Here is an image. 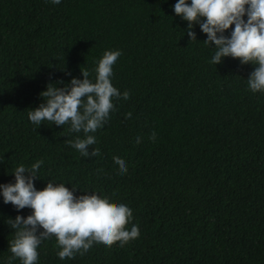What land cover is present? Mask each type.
Masks as SVG:
<instances>
[{"label":"trees","instance_id":"1","mask_svg":"<svg viewBox=\"0 0 264 264\" xmlns=\"http://www.w3.org/2000/svg\"><path fill=\"white\" fill-rule=\"evenodd\" d=\"M177 2L0 0V184L43 161L37 190L51 181L123 203L133 212L129 230H140L124 247L94 244L64 260L53 236L38 247L37 264H264V93L247 83L256 65L210 63L215 45L203 43L199 25L190 41ZM108 50L122 53L112 84L130 98L113 100L107 123L90 133L89 152L100 155L84 157L66 142L83 132L38 127L28 112L47 84L64 87L83 79L81 70L94 79ZM31 212L0 195V264L12 255L7 219Z\"/></svg>","mask_w":264,"mask_h":264},{"label":"clouds","instance_id":"2","mask_svg":"<svg viewBox=\"0 0 264 264\" xmlns=\"http://www.w3.org/2000/svg\"><path fill=\"white\" fill-rule=\"evenodd\" d=\"M51 3L60 4L61 0ZM173 8L187 22L190 41L197 40L193 28L199 25L207 36L203 43L215 45L210 63L218 65L223 58L231 57L239 59L241 65H256L247 79L248 89L264 93V0H191L190 4L188 0H178ZM229 29L231 34L226 36ZM121 55L119 50L105 51L94 69V79L89 78V71L81 70L83 79L72 78L64 87L56 86L63 81L47 84L39 94L43 102L28 112L30 122L38 127L44 121L59 127L68 124L71 132L84 134V138L67 140L69 146L84 157L99 156V149L89 152V147L97 142L90 133L107 123L115 110L114 99L130 98L128 91L121 94L112 84L113 66ZM149 139L155 142V132ZM136 142L141 143V138L137 137ZM113 160L120 173L125 174L126 162L118 156ZM42 164L43 161H37L31 168L20 165L13 173L15 183L0 184L4 204L11 203L18 212L26 207L32 210L26 218L17 215L14 220L7 219L14 230L8 264L17 258L21 264H37L38 247L53 236L61 260L75 258L77 254L83 256L94 244L110 248L118 242L124 247L139 238L137 225L128 228L133 212L123 203L111 202L96 193L77 196L75 188L69 190L64 183L51 181L43 190H37L34 181L39 179L37 173Z\"/></svg>","mask_w":264,"mask_h":264}]
</instances>
